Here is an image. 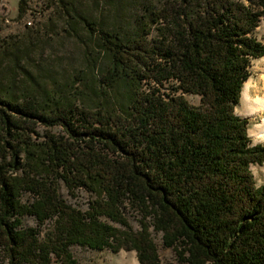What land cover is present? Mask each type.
I'll list each match as a JSON object with an SVG mask.
<instances>
[{
  "label": "trees",
  "instance_id": "obj_1",
  "mask_svg": "<svg viewBox=\"0 0 264 264\" xmlns=\"http://www.w3.org/2000/svg\"><path fill=\"white\" fill-rule=\"evenodd\" d=\"M261 22L264 0L146 3L130 32L85 21L110 56L101 80L125 86L127 103L115 108L16 94L0 78V264H76L74 245L159 264L150 228L183 264H264V183L250 169L264 146L235 113L252 60L264 56L252 34ZM59 181L71 196L87 191V208L63 199ZM26 215L51 226L40 237Z\"/></svg>",
  "mask_w": 264,
  "mask_h": 264
},
{
  "label": "rangeland",
  "instance_id": "obj_2",
  "mask_svg": "<svg viewBox=\"0 0 264 264\" xmlns=\"http://www.w3.org/2000/svg\"><path fill=\"white\" fill-rule=\"evenodd\" d=\"M165 0H24V12L18 15L19 0H0V78L3 83L11 82L18 93H34L38 97H67L76 105L95 109L97 107L115 108L127 103V92L122 81L107 85L101 80L110 67V56L101 45L97 32H90L85 21L96 24V28L130 32L135 26V18L143 4L160 7ZM247 3V0H237ZM253 36L264 43V23L254 30ZM154 35L150 31L149 37ZM264 56L252 60L246 81L250 86L260 83ZM9 80H7V79ZM14 79V80H13ZM10 83V84H11ZM8 84V83H7ZM149 84L143 81L141 89ZM243 88V87H242ZM166 83L163 90H168ZM242 91V90H241ZM192 105L199 104V96L185 95ZM241 94L235 113L248 120L247 133L252 144H262L258 135H250L252 126L262 119V114H245L241 109ZM56 130V129H54ZM53 130V131H54ZM42 133L43 128H39ZM262 164L251 165L255 184L264 183ZM58 192L72 206L84 210L90 194L79 189L75 196L69 195L61 181ZM24 201H30L23 195ZM131 229H139L138 216L126 212ZM24 226L37 228L42 237L51 226V221L38 226L34 217H22ZM115 227H124L112 223ZM151 237L156 245L159 264H183L176 258L172 248L164 247L161 234L150 228ZM70 251L76 264H138L134 250L108 249L92 250L74 245ZM49 264H58L52 258Z\"/></svg>",
  "mask_w": 264,
  "mask_h": 264
},
{
  "label": "bare ground",
  "instance_id": "obj_3",
  "mask_svg": "<svg viewBox=\"0 0 264 264\" xmlns=\"http://www.w3.org/2000/svg\"><path fill=\"white\" fill-rule=\"evenodd\" d=\"M260 83L250 86L245 81L241 91V109L245 114H262L264 112V67L261 69ZM257 113V114H258ZM250 135H258L264 140V116L260 122L254 124L250 129ZM264 173V164L262 166Z\"/></svg>",
  "mask_w": 264,
  "mask_h": 264
}]
</instances>
